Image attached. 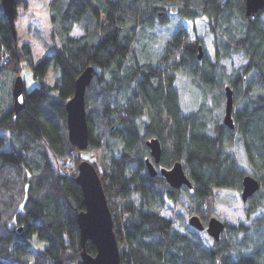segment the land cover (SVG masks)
Segmentation results:
<instances>
[{
  "label": "trees",
  "instance_id": "obj_1",
  "mask_svg": "<svg viewBox=\"0 0 264 264\" xmlns=\"http://www.w3.org/2000/svg\"><path fill=\"white\" fill-rule=\"evenodd\" d=\"M47 14L57 46L35 63L0 0V264H81V161L102 183L120 264H264V9L252 19L245 0H49ZM168 14L177 25L163 39L156 30ZM198 21L209 28L211 58ZM22 65L38 86L24 90L15 114ZM88 67L85 151L93 160L70 144L65 112ZM227 87L233 129L223 124ZM150 139L161 145L157 172L179 162L191 188L149 176ZM235 148L246 167L228 152ZM245 176L259 184L244 204L245 223L224 224L218 242L185 223L197 216L205 226L215 192L240 190ZM166 202L176 220L161 215ZM86 250L95 255L91 243Z\"/></svg>",
  "mask_w": 264,
  "mask_h": 264
},
{
  "label": "water",
  "instance_id": "obj_2",
  "mask_svg": "<svg viewBox=\"0 0 264 264\" xmlns=\"http://www.w3.org/2000/svg\"><path fill=\"white\" fill-rule=\"evenodd\" d=\"M4 16L9 22L13 35L15 30V5L14 0H1ZM264 9V0H245V12L252 19ZM198 58H202V49H198ZM94 69L88 67L77 78L74 86V94L65 105L67 136L70 144L78 151H85L88 147V126L85 111V91L89 86ZM24 82L18 76L12 86L13 110L18 114L25 104ZM233 100L230 88L225 89V110L223 124L228 129H233L232 120ZM149 150V158L145 165L150 177L158 174L172 188L178 189L183 186L191 188L190 181L184 173L182 164L174 163L169 169H155L161 159V145L157 139L145 142ZM75 182L79 186L84 210L77 215L79 228L80 261L81 264H120L118 243L113 231V220L104 194L103 186L96 168L88 161H81L77 167ZM241 200L245 203L259 189L258 182L251 176H245L242 180ZM188 226L197 232H205L214 242H218L225 225L216 218L208 220L204 226L197 216L188 218ZM91 243L95 247V255L87 253L86 244Z\"/></svg>",
  "mask_w": 264,
  "mask_h": 264
},
{
  "label": "rangeland",
  "instance_id": "obj_3",
  "mask_svg": "<svg viewBox=\"0 0 264 264\" xmlns=\"http://www.w3.org/2000/svg\"><path fill=\"white\" fill-rule=\"evenodd\" d=\"M26 8L17 7L15 17L16 34L19 44H28L32 50L34 62H38L45 54L50 53L53 49V45L57 46V43H53L51 39V28L49 25V19L47 14V7L49 0H25ZM176 17L173 14L167 15V22L163 27H158L157 35L163 39L170 37L176 26ZM198 34L203 40L206 54L209 58L212 57L211 47V34L209 28L204 21H198L197 23ZM73 36L81 35V32L74 29ZM243 61H234V65H239ZM20 77L24 82L25 91L28 92L38 86L37 80L33 77L30 68L27 65H22V71ZM51 83L50 77L47 79ZM228 152L232 153L236 158L241 159V165L246 167L241 152L235 148ZM81 156L86 160H93L90 152L81 151ZM216 194V208L215 217L219 221L228 225H237L238 223H245V208L241 201V189L240 190H217ZM161 215L169 220H176L179 212L173 207L170 202H166ZM185 223L188 225V218L185 219ZM205 234V232L203 233ZM226 235V233H223ZM206 235V234H205ZM204 239V235H202ZM209 245V243H206Z\"/></svg>",
  "mask_w": 264,
  "mask_h": 264
},
{
  "label": "flooded vegetation",
  "instance_id": "obj_4",
  "mask_svg": "<svg viewBox=\"0 0 264 264\" xmlns=\"http://www.w3.org/2000/svg\"><path fill=\"white\" fill-rule=\"evenodd\" d=\"M241 192H242V185H241ZM250 198H251V197H250ZM241 201H242V200H241ZM247 202H248V201H246L245 203H243V202H242V203H243V204H246Z\"/></svg>",
  "mask_w": 264,
  "mask_h": 264
}]
</instances>
